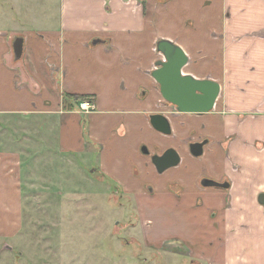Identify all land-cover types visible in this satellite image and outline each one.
<instances>
[{"label":"crops","instance_id":"0c3cea01","mask_svg":"<svg viewBox=\"0 0 264 264\" xmlns=\"http://www.w3.org/2000/svg\"><path fill=\"white\" fill-rule=\"evenodd\" d=\"M162 39L188 57L183 74L220 85L211 112L162 98L151 76ZM67 95L95 110L65 108ZM153 114L171 135L152 128ZM0 115L39 120L59 153H95L99 175L134 199L170 205L173 191L197 262L264 264V0H0ZM168 148L180 162L159 174L150 158ZM22 173V153L0 151L5 246L21 228Z\"/></svg>","mask_w":264,"mask_h":264},{"label":"rangeland","instance_id":"374dc122","mask_svg":"<svg viewBox=\"0 0 264 264\" xmlns=\"http://www.w3.org/2000/svg\"><path fill=\"white\" fill-rule=\"evenodd\" d=\"M40 125L0 115V151L22 153L23 170L21 228L0 241V263L207 264L190 254L173 191L170 205L134 199L99 175L95 153H59Z\"/></svg>","mask_w":264,"mask_h":264},{"label":"water","instance_id":"95a60500","mask_svg":"<svg viewBox=\"0 0 264 264\" xmlns=\"http://www.w3.org/2000/svg\"><path fill=\"white\" fill-rule=\"evenodd\" d=\"M15 56L20 55V48L14 46ZM156 52L161 60L156 61L151 76L159 86L162 98L179 113L202 115L214 109L220 94V85L211 79H196L191 75L183 74L182 69L188 64V57L184 51L169 40L156 42ZM150 125L163 135H171V127L167 118L162 114L149 116ZM206 142H196L189 145L192 157L198 158L203 154ZM143 152L148 154L146 149ZM151 162L156 171L161 174L165 170L176 167L180 157L175 149L168 148L161 155H152ZM205 187L226 188V184L204 180ZM260 204L264 205V194L258 197Z\"/></svg>","mask_w":264,"mask_h":264},{"label":"trees","instance_id":"16d2710c","mask_svg":"<svg viewBox=\"0 0 264 264\" xmlns=\"http://www.w3.org/2000/svg\"><path fill=\"white\" fill-rule=\"evenodd\" d=\"M85 100H89V99L84 95H67L64 96L63 106L67 108L68 105L71 103H79Z\"/></svg>","mask_w":264,"mask_h":264},{"label":"built area","instance_id":"2783aa9c","mask_svg":"<svg viewBox=\"0 0 264 264\" xmlns=\"http://www.w3.org/2000/svg\"><path fill=\"white\" fill-rule=\"evenodd\" d=\"M79 109L84 113H91L95 110V104L89 100L80 102Z\"/></svg>","mask_w":264,"mask_h":264},{"label":"flooded vegetation","instance_id":"af4514ba","mask_svg":"<svg viewBox=\"0 0 264 264\" xmlns=\"http://www.w3.org/2000/svg\"><path fill=\"white\" fill-rule=\"evenodd\" d=\"M206 141H208V140H205V139H203V140H200V139H199V141H197V142H199V143H200V142H206ZM194 143H196V142H194Z\"/></svg>","mask_w":264,"mask_h":264}]
</instances>
